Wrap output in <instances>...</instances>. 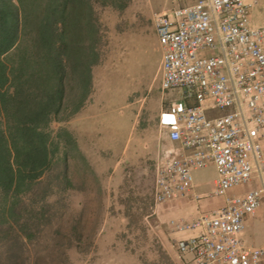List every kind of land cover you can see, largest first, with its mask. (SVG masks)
<instances>
[{
	"label": "rangeland",
	"instance_id": "1",
	"mask_svg": "<svg viewBox=\"0 0 264 264\" xmlns=\"http://www.w3.org/2000/svg\"><path fill=\"white\" fill-rule=\"evenodd\" d=\"M112 1L99 7V62L88 86L71 85L50 123L52 164L23 188L11 226H0V264L190 263L177 240L166 243L167 233H180L170 224L180 218L166 227L164 205L153 200L155 123L175 94L161 89L149 21L195 0ZM83 96L86 106L78 107ZM197 173L205 182L213 169ZM155 242L168 259L152 256Z\"/></svg>",
	"mask_w": 264,
	"mask_h": 264
},
{
	"label": "built area",
	"instance_id": "2",
	"mask_svg": "<svg viewBox=\"0 0 264 264\" xmlns=\"http://www.w3.org/2000/svg\"><path fill=\"white\" fill-rule=\"evenodd\" d=\"M255 0H196L154 15L161 50V89H177L170 146L154 169L153 200L165 205L193 192V172L213 165L205 194L223 206L172 220L188 233L176 241L190 264H264V249L241 239L244 220L264 202V25L253 26ZM255 183L244 192L230 189Z\"/></svg>",
	"mask_w": 264,
	"mask_h": 264
},
{
	"label": "trees",
	"instance_id": "3",
	"mask_svg": "<svg viewBox=\"0 0 264 264\" xmlns=\"http://www.w3.org/2000/svg\"><path fill=\"white\" fill-rule=\"evenodd\" d=\"M107 6L113 1L0 0V226H11L23 188L52 164L50 123L71 85L88 86ZM155 245L152 256L168 259Z\"/></svg>",
	"mask_w": 264,
	"mask_h": 264
},
{
	"label": "crops",
	"instance_id": "4",
	"mask_svg": "<svg viewBox=\"0 0 264 264\" xmlns=\"http://www.w3.org/2000/svg\"><path fill=\"white\" fill-rule=\"evenodd\" d=\"M255 1H256L255 4L252 6L250 10V22H251V25L253 26H262L264 25V0H255ZM149 30L151 31L150 35L152 38V44L161 53L153 17L149 21ZM160 62H161V56H160V61L158 65V70L160 69ZM163 91H169L171 95H174V94L175 95L171 99L164 101L162 103L161 109L159 111V115L156 119L155 125L157 128L156 131L158 133L159 151H158L157 156L152 162L153 163L152 166L154 169H155L157 160L160 158L162 152L170 146V141L168 139V134H167V124L170 120V111L172 109V106L179 105L181 103L179 90L168 89V90H163ZM84 106H86V103L82 105V107ZM207 167H212L213 174L211 175L209 180L205 182L203 181L202 175L197 173L199 169L194 171V181H193L194 185H193L192 190L195 193L201 194V197L197 202H192L190 198L185 197V198L174 200L163 206L162 214L159 216V221L163 222L166 227H167V221L170 219L191 218V217L196 216L199 213H208L216 208L223 206L224 198L219 197V198L208 199L205 197L204 193L210 190L216 178V171H215L214 166L208 165ZM255 181L256 180L252 179L247 185H244L236 189H230L228 191V195L246 191L249 186L255 183ZM186 235H188V233L169 232L167 233V236H166V243L169 246L174 245L175 240L183 236H186ZM241 239L243 243L247 246H256V247H261L264 249V202L261 204V206L258 208V210L253 216H247L245 218L244 228L241 233ZM183 256H187L186 259L189 262H191L192 260L191 254H183Z\"/></svg>",
	"mask_w": 264,
	"mask_h": 264
}]
</instances>
